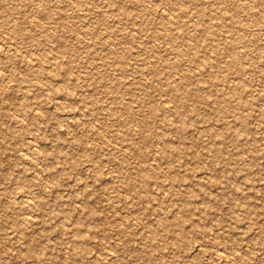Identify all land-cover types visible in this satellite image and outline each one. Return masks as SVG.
Segmentation results:
<instances>
[{
    "label": "rangeland",
    "instance_id": "obj_1",
    "mask_svg": "<svg viewBox=\"0 0 264 264\" xmlns=\"http://www.w3.org/2000/svg\"><path fill=\"white\" fill-rule=\"evenodd\" d=\"M0 264H264V0H0Z\"/></svg>",
    "mask_w": 264,
    "mask_h": 264
}]
</instances>
